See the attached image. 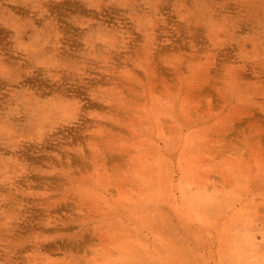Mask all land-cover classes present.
<instances>
[{"label":"rangeland","instance_id":"374dc122","mask_svg":"<svg viewBox=\"0 0 264 264\" xmlns=\"http://www.w3.org/2000/svg\"><path fill=\"white\" fill-rule=\"evenodd\" d=\"M0 264H264V0H0Z\"/></svg>","mask_w":264,"mask_h":264}]
</instances>
